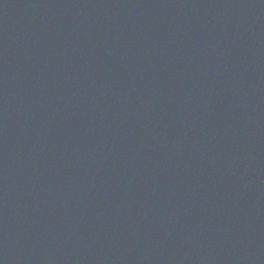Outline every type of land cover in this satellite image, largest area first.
Wrapping results in <instances>:
<instances>
[{
	"label": "water",
	"instance_id": "water-1",
	"mask_svg": "<svg viewBox=\"0 0 264 264\" xmlns=\"http://www.w3.org/2000/svg\"><path fill=\"white\" fill-rule=\"evenodd\" d=\"M0 264H264V0H0Z\"/></svg>",
	"mask_w": 264,
	"mask_h": 264
}]
</instances>
